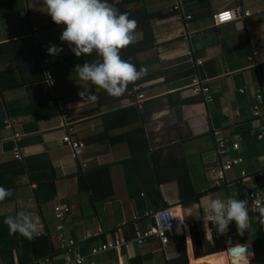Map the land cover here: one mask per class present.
I'll return each instance as SVG.
<instances>
[{
    "label": "crops",
    "instance_id": "crops-1",
    "mask_svg": "<svg viewBox=\"0 0 264 264\" xmlns=\"http://www.w3.org/2000/svg\"><path fill=\"white\" fill-rule=\"evenodd\" d=\"M109 2L136 21L121 58L145 69L118 96L73 71L99 57L95 51L77 57L59 40L64 25L51 20L43 0H0V187L10 193L0 199V264H66L77 256L84 264H229V239L251 247L245 264H264L259 213L249 214L242 234L234 221L218 234L201 218L209 196L241 199L264 187V145L255 136L261 122L253 116L257 94L264 115V0ZM233 10L248 16L214 24V16ZM50 43L62 51L48 54ZM195 77L209 87L211 102L192 94ZM131 85L143 101L128 95ZM84 88L92 96L82 97ZM60 107L85 145L77 159L62 143ZM215 131L227 145L222 157ZM237 159L243 163L216 187L220 166ZM58 205L71 210L62 221ZM165 208L196 227L174 229L166 246L151 238L91 255L107 241L147 230L151 215ZM18 213L28 220L10 231L4 218Z\"/></svg>",
    "mask_w": 264,
    "mask_h": 264
},
{
    "label": "clouds",
    "instance_id": "clouds-1",
    "mask_svg": "<svg viewBox=\"0 0 264 264\" xmlns=\"http://www.w3.org/2000/svg\"><path fill=\"white\" fill-rule=\"evenodd\" d=\"M47 14L57 25H64L59 40L67 42L69 50L77 57L95 51L99 59L77 64L73 71L83 81H89L108 94L118 96L124 92L128 83L138 80L145 72L143 67L137 69L130 60L122 59L120 50L133 40L136 21L127 13L119 12L109 0H43ZM48 54L57 55L62 49L49 44ZM82 97L92 96L85 89ZM94 98V97H93ZM10 193L0 187V199ZM207 203L201 208L203 221L212 222L218 234L227 233L229 225L234 221L238 233L248 228L251 204L247 199L229 197L226 199L209 196ZM264 223V206L255 209ZM28 220L24 213L16 217L4 218L10 231L22 230ZM226 249L232 264H240L246 257V244L232 245L229 239ZM247 255H250L248 253Z\"/></svg>",
    "mask_w": 264,
    "mask_h": 264
},
{
    "label": "built area",
    "instance_id": "built-area-1",
    "mask_svg": "<svg viewBox=\"0 0 264 264\" xmlns=\"http://www.w3.org/2000/svg\"><path fill=\"white\" fill-rule=\"evenodd\" d=\"M174 11H180V3L177 4L174 8ZM246 17L248 13H241L238 10L226 11L214 16V24L216 26L225 25L233 22L237 17ZM185 19H191L190 16H186ZM200 64V63H199ZM43 69L46 76L47 84L52 88L53 80L49 74L51 69V62L48 59L43 60ZM131 83V82H130ZM128 83V84H130ZM191 92L194 95L202 96L206 102L212 101V95L208 86L204 85L199 77H195L192 80ZM128 95L135 100V103H139L145 99L144 94L140 93L139 87L131 85L128 90ZM257 103L253 106V116L257 120H260L261 125L259 129L255 132V136L258 141H260L264 145V115L261 113V104L263 101V95L257 94L256 96ZM61 119H62V127L66 131V134L62 138V143L69 147L72 151L73 158L77 159L80 151L85 147L84 143L79 141L72 133H71V123H70V112L68 110L62 109L60 107ZM217 154L219 157H222L227 152V145L222 136V132L215 131L213 133ZM20 138L19 135L15 136L16 141ZM14 156L17 160H22L23 156L19 147H16L14 150ZM243 163L242 159L237 160H227L220 166V169L216 173L215 178V186L220 187L222 184L226 182V175L232 168L238 164ZM242 175H245L244 173ZM264 176V172H263ZM241 199H247L249 204H251L250 213H258L255 209L258 207L264 206V187L260 190L249 192L242 196ZM71 210L68 206L58 205L54 208L55 216L58 220H64L69 214ZM152 226L144 231H136L134 237L131 240L117 239L112 241H107L104 244L99 245L91 250V255L95 256L100 253H105L109 251H113L116 253H120L123 250H129L133 244H137L138 246H143L147 243L151 238H157L164 246L167 245L168 234L172 232L174 229L183 228L192 230L196 227V222L194 220H186L185 218L178 216L174 210V208H165L159 211L154 212L151 215ZM207 222V220H205ZM212 225V222H207ZM74 243L70 242L72 246ZM250 253V255H247ZM226 260H228L229 264H232V258L229 257L227 251H225ZM253 255L252 249L250 246L246 249V257L244 258L240 264H245L250 261ZM37 264H45V263H37ZM66 264H84V260L77 256L75 261H71L69 258H66Z\"/></svg>",
    "mask_w": 264,
    "mask_h": 264
}]
</instances>
